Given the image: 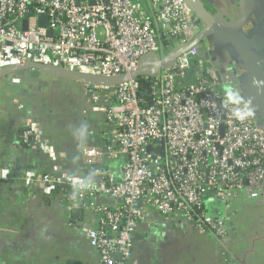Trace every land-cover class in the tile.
<instances>
[{
	"label": "built area",
	"instance_id": "2783aa9c",
	"mask_svg": "<svg viewBox=\"0 0 264 264\" xmlns=\"http://www.w3.org/2000/svg\"><path fill=\"white\" fill-rule=\"evenodd\" d=\"M199 25L185 0H0V70L39 64L116 78L131 74L147 55L163 58L189 44ZM198 53L189 50L153 77L86 86L93 110L112 127L110 145L84 150L86 163L124 157L119 177L111 170L99 172V183L32 170L24 175L29 188L39 185L48 197L61 190L94 214L97 226L87 234L102 264H131L136 229L158 219L180 217L224 241L225 217L209 211L210 198L223 206L264 198V130L254 112L244 121L234 118L237 107L252 106L240 96L241 103L231 102L217 71ZM21 142L49 154L29 125ZM11 175L12 167L3 168L0 184ZM102 196L111 202H97Z\"/></svg>",
	"mask_w": 264,
	"mask_h": 264
},
{
	"label": "crops",
	"instance_id": "0c3cea01",
	"mask_svg": "<svg viewBox=\"0 0 264 264\" xmlns=\"http://www.w3.org/2000/svg\"><path fill=\"white\" fill-rule=\"evenodd\" d=\"M199 2L228 24H235L248 6L247 0ZM243 30L260 39L254 21ZM198 52L197 59L225 80L221 86L229 95L259 103L254 76L238 51L218 40ZM258 52L264 74V43ZM93 105L86 85L78 81L31 77L28 71L0 78V171L12 167V180L0 184V264H102L87 234L98 221L83 202L74 203L61 190L48 197L41 186L29 188L23 179L30 170L92 183H99V172L106 170L121 175L124 157L86 163L85 149L106 148L112 140V127ZM28 125L42 134L49 154L22 144ZM97 202L111 201L102 196ZM209 211L225 217L224 241L202 235L180 217L158 219L136 229L131 264H264V198L243 197L228 206L210 198Z\"/></svg>",
	"mask_w": 264,
	"mask_h": 264
},
{
	"label": "water",
	"instance_id": "95a60500",
	"mask_svg": "<svg viewBox=\"0 0 264 264\" xmlns=\"http://www.w3.org/2000/svg\"><path fill=\"white\" fill-rule=\"evenodd\" d=\"M247 1L248 6L246 11L243 12L242 17L235 24H228L219 20L213 13L208 11L199 0H185L198 17L199 22H202L200 33L189 44L170 51L163 58L158 57L156 54L143 57L138 67L129 75H122L116 78H105L62 68L46 67L39 64H25L1 69L0 78L20 71H28L31 77H38L39 74H45L54 78L78 81L86 86L117 87L130 79L139 78L142 75L153 77L161 69L173 66L176 60L189 50L198 48L202 45L209 46L211 43L216 45L218 40H221L228 44V46L233 47L243 56L244 63H246L254 76L261 102L255 103L243 97L241 98L247 102L249 101L248 103L253 108L258 124L264 130V118L262 116L264 113V74L262 71V61L258 52L259 44L264 43V0ZM47 20V16H41L40 26L44 28L47 27ZM251 21L256 23L257 29L260 32V39H251L244 33V26ZM49 34L52 35L51 32ZM217 75L223 85L225 80L221 79L218 71ZM148 88L149 84L145 83L143 85V95L148 97V103L151 106L152 98L147 91Z\"/></svg>",
	"mask_w": 264,
	"mask_h": 264
},
{
	"label": "clouds",
	"instance_id": "9594fccd",
	"mask_svg": "<svg viewBox=\"0 0 264 264\" xmlns=\"http://www.w3.org/2000/svg\"><path fill=\"white\" fill-rule=\"evenodd\" d=\"M230 99H231V102H233V103H241V101L239 100L238 95L230 97ZM232 115L234 116V118L236 120L244 121V120L252 117L253 110L247 103H244L243 107H237L233 111Z\"/></svg>",
	"mask_w": 264,
	"mask_h": 264
},
{
	"label": "flooded vegetation",
	"instance_id": "af4514ba",
	"mask_svg": "<svg viewBox=\"0 0 264 264\" xmlns=\"http://www.w3.org/2000/svg\"><path fill=\"white\" fill-rule=\"evenodd\" d=\"M197 18H198V17H197ZM199 24H200L199 26H200L201 29H202V26H201V25H202V22H199ZM198 48H199V47H198ZM219 81H221L220 78H219ZM258 99H259V102H261L260 97H259V94H258ZM249 101H250V100H249ZM249 101H248V102H249ZM251 102H252V101H251ZM255 103H256V102H255ZM259 110H260V109H259ZM262 116H263V118H264V113L262 114ZM255 117H256V116H255ZM256 119H257V118H256Z\"/></svg>",
	"mask_w": 264,
	"mask_h": 264
}]
</instances>
